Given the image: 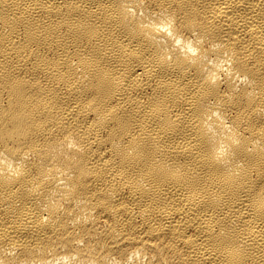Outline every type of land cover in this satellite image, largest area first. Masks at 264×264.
<instances>
[{
  "label": "bare ground",
  "instance_id": "bare-ground-1",
  "mask_svg": "<svg viewBox=\"0 0 264 264\" xmlns=\"http://www.w3.org/2000/svg\"><path fill=\"white\" fill-rule=\"evenodd\" d=\"M0 264H264V0H0Z\"/></svg>",
  "mask_w": 264,
  "mask_h": 264
}]
</instances>
